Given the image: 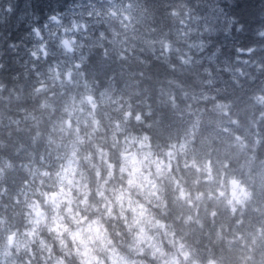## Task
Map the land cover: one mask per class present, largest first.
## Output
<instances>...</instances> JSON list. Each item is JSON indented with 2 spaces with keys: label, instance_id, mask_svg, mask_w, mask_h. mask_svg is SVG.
<instances>
[{
  "label": "clouds",
  "instance_id": "clouds-1",
  "mask_svg": "<svg viewBox=\"0 0 264 264\" xmlns=\"http://www.w3.org/2000/svg\"><path fill=\"white\" fill-rule=\"evenodd\" d=\"M0 264H264V0H0Z\"/></svg>",
  "mask_w": 264,
  "mask_h": 264
}]
</instances>
